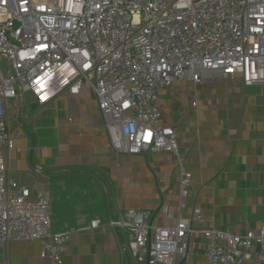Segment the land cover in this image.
Segmentation results:
<instances>
[{"label":"built area","instance_id":"2783aa9c","mask_svg":"<svg viewBox=\"0 0 264 264\" xmlns=\"http://www.w3.org/2000/svg\"><path fill=\"white\" fill-rule=\"evenodd\" d=\"M236 75L245 86L264 84V0H0V241L37 240L41 258L62 264L73 232H53L46 193L8 176V100L28 91L40 107L88 88L115 154L162 150L181 166L176 131L159 122L160 90ZM190 179L181 169L180 199ZM151 216L132 210L107 222L131 232L136 264H188L200 235L210 264H264V221L233 234L196 226V207L173 226Z\"/></svg>","mask_w":264,"mask_h":264},{"label":"crops","instance_id":"0c3cea01","mask_svg":"<svg viewBox=\"0 0 264 264\" xmlns=\"http://www.w3.org/2000/svg\"><path fill=\"white\" fill-rule=\"evenodd\" d=\"M158 105L160 124L176 131L181 166L162 150L115 154L88 88L40 107L28 91L7 101L8 176L46 193L53 232L73 230L62 264H136L126 246L131 232L107 225L132 210L173 226L196 207V226L233 234L256 232L264 221V84L245 86L238 75L195 87L174 82L160 90ZM181 169L191 174L182 199ZM206 243L194 238L188 264H210ZM40 251L39 241L11 235L0 241V264H50Z\"/></svg>","mask_w":264,"mask_h":264},{"label":"snow or ice","instance_id":"6c2138e0","mask_svg":"<svg viewBox=\"0 0 264 264\" xmlns=\"http://www.w3.org/2000/svg\"><path fill=\"white\" fill-rule=\"evenodd\" d=\"M229 71H231V69H229ZM42 99H44V97H41Z\"/></svg>","mask_w":264,"mask_h":264}]
</instances>
